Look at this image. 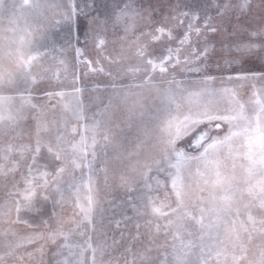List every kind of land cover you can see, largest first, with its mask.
<instances>
[{
    "label": "snow or ice",
    "instance_id": "obj_1",
    "mask_svg": "<svg viewBox=\"0 0 264 264\" xmlns=\"http://www.w3.org/2000/svg\"><path fill=\"white\" fill-rule=\"evenodd\" d=\"M5 22L0 264H264V0H0ZM62 26L83 76L107 77L91 116L62 103ZM117 191L134 216L108 215Z\"/></svg>",
    "mask_w": 264,
    "mask_h": 264
},
{
    "label": "rangeland",
    "instance_id": "obj_2",
    "mask_svg": "<svg viewBox=\"0 0 264 264\" xmlns=\"http://www.w3.org/2000/svg\"><path fill=\"white\" fill-rule=\"evenodd\" d=\"M117 2V0H97V3L103 5H107V11L111 12L112 11V6ZM145 4H147V0H144ZM259 0H254V4H258ZM104 11V8L102 7L101 9ZM259 9L254 7V12H257ZM46 15H51V13H46ZM86 26V21L84 20L83 17H79L72 25V33L73 36L76 35V33L79 31L81 34V39H82V33L84 30V27ZM68 29L66 27H63L61 29H55L52 31L51 36L52 39L55 41V47L57 51L52 52L51 55L55 56L57 58L56 64L54 65V71L59 70L61 72V80L63 81L62 83V88L63 90L66 91L67 95L65 99L62 101V103H69L72 105H75L77 102V95L79 100L82 102V105L84 107V110L88 116H91L94 111H96V105L100 103V100L103 99L107 100V95L108 93L105 91V86H106V76H96V77H85L83 76L82 72L83 69L81 68H76V61H75V52L72 50V48H69L67 44L65 43V37L67 34ZM13 33H10L8 30V25L7 23H0V47L3 49V65L5 69V75L8 72H16L18 70V64H19V59H20V54L19 53H9L8 51V43H9V37L13 36ZM73 44H75V39H73ZM25 55L27 52L25 51ZM94 55V53H93ZM60 59H63L66 64V70L64 67H61L58 65V61ZM77 72L80 73L81 75V81L82 83L80 84V87L84 89V91L80 94H76L72 92V89L70 87L72 79H73V73ZM214 72V69H213ZM66 77V79H65ZM97 81H99V90H97ZM56 81H53V86L56 85ZM151 101H149V104ZM148 108V105H146V109ZM60 110L57 109L55 111H49L47 113V119L52 120L53 118H59L60 116ZM147 119V117H145ZM122 130H117L118 135H125L128 132V125L122 124L121 125ZM19 177H17L18 179ZM6 184L8 187L11 186V180L9 179L6 181ZM4 191H7V187L4 189ZM2 195V193H0ZM101 200L102 202L104 200H113L115 199L117 201V205L109 209L108 215L112 216L113 219H121L122 215L124 213L127 214V216H134L133 210L128 205L127 203L124 204H119V199L123 196L122 192H113L111 194H105L101 192ZM161 196H163V192L161 191L160 193ZM48 209H51L52 205L49 202L48 204ZM66 206V211L65 215H68ZM104 207L108 208L109 205L107 203H104ZM56 211L59 213L60 208L57 207ZM135 221H132L134 223ZM142 222V221H141ZM114 227V226H113ZM129 227H131V223L129 224ZM23 231V230H20ZM134 232L135 230L132 229ZM111 238V232L109 233V239ZM117 239H119V234L117 233ZM129 242L128 240V234L125 233V240L124 243L127 244ZM134 247L137 249H140L142 247L140 242H136L134 244ZM38 259V257H37Z\"/></svg>",
    "mask_w": 264,
    "mask_h": 264
}]
</instances>
